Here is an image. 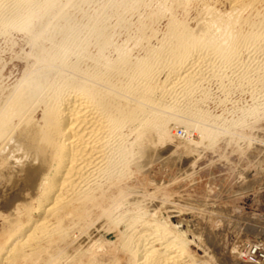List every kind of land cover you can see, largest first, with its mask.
Masks as SVG:
<instances>
[{
	"label": "bare ground",
	"instance_id": "bare-ground-1",
	"mask_svg": "<svg viewBox=\"0 0 264 264\" xmlns=\"http://www.w3.org/2000/svg\"><path fill=\"white\" fill-rule=\"evenodd\" d=\"M73 2L0 0V31L18 27L31 44L16 83L0 82V264H208L206 218L134 177L161 151L195 157L217 141L190 97L225 67L264 72V0L107 4L141 56L126 45L108 56V15L94 11L81 34ZM138 6L147 18L132 19Z\"/></svg>",
	"mask_w": 264,
	"mask_h": 264
},
{
	"label": "rangeland",
	"instance_id": "rangeland-1",
	"mask_svg": "<svg viewBox=\"0 0 264 264\" xmlns=\"http://www.w3.org/2000/svg\"><path fill=\"white\" fill-rule=\"evenodd\" d=\"M74 1L77 3L79 1L73 19L75 25L77 23L83 28L81 34H84L83 30L88 28L82 26L83 23L87 22L86 24H88L90 22L89 19L92 18L94 11L100 15L104 13L106 16L108 15V18L101 15L103 21H106L107 18L104 24H108L107 27L113 32L110 31L113 34L112 43L106 49L108 56L116 55L114 49L121 45H126L133 56L142 55L141 44L134 43L135 36H137L134 33L136 30L132 26H130L131 28L128 27V30L127 27H120V29L119 25H115V14L112 11L109 12L107 8V4L112 5L113 2L121 8L122 6L119 5V2L120 4L123 3L121 0L113 2L112 0ZM124 1L127 6L129 0ZM75 2L73 3L76 5ZM126 6L123 7L126 8ZM105 9L108 10V14ZM143 10L147 9L143 7ZM143 10L142 7H139L138 10H135L138 13L134 10L131 11L133 13L130 12L131 17L133 15L132 19H137L140 16L147 18L145 16L147 13L144 15L143 12L145 11ZM138 14L141 15L138 16ZM161 25H164L163 22H160L159 26L162 27ZM17 28H10L11 30L5 28L6 30L0 31V64L2 65H0V82L2 81L3 85L16 83L22 74L24 65L22 62H25L23 58L27 56L28 51H31L29 47L31 44L27 42L26 36L23 37V33ZM3 31L5 34L8 31L6 36L2 33ZM155 43V40H151L152 45ZM250 56L248 63H255L263 57L261 54H251ZM241 59L245 60L243 55ZM249 69L246 70V77L242 79L243 68L225 67L221 69L222 72L220 71L219 74L216 73L213 77L208 76L206 80L204 79L205 83L202 82L204 83L202 85L204 94L202 96L199 93L196 95L193 93L190 97L196 108L201 112L203 111L202 113L206 112V121L204 120L202 123L203 121L200 120L199 122L205 126H210L211 130L219 131L215 139L217 141L210 142L208 147L203 148L201 146L199 151L202 154H198V151L195 157L194 154L191 156L183 154L181 149H177L176 152L171 150L173 155L161 151V159L154 160L150 164V171L145 172L150 177L145 173L140 175L142 177H134L152 178L154 182L160 185L158 191L161 189L162 191L166 190L169 194L173 193L165 201V203L167 202L166 205H173L174 203L173 206L180 209L193 211L196 215L193 222L196 223L198 217L206 218L207 226L211 229L208 234L204 235L208 248L207 252H211L208 253V264H246L239 257V248L248 242L264 244V72H258V74L254 68L252 71ZM193 100L197 101L193 102ZM182 105L181 109H184L185 107ZM174 127L172 131L175 132V139H185L187 136L185 126L176 125ZM189 131L191 136L198 134L193 128H189ZM168 153L170 157L165 158L166 161L163 160L162 158L168 156ZM144 186L140 185L142 188ZM151 187L153 186L146 185L145 189L149 190ZM109 237L112 238V235Z\"/></svg>",
	"mask_w": 264,
	"mask_h": 264
},
{
	"label": "built area",
	"instance_id": "built-area-1",
	"mask_svg": "<svg viewBox=\"0 0 264 264\" xmlns=\"http://www.w3.org/2000/svg\"><path fill=\"white\" fill-rule=\"evenodd\" d=\"M238 251L242 262L246 264H264V247L259 242H248L241 246Z\"/></svg>",
	"mask_w": 264,
	"mask_h": 264
}]
</instances>
